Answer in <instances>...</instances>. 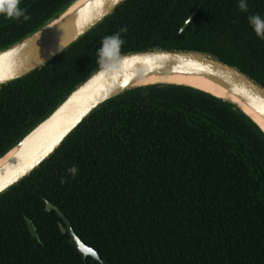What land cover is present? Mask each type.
I'll return each mask as SVG.
<instances>
[{
  "label": "trees",
  "instance_id": "16d2710c",
  "mask_svg": "<svg viewBox=\"0 0 264 264\" xmlns=\"http://www.w3.org/2000/svg\"><path fill=\"white\" fill-rule=\"evenodd\" d=\"M72 2L21 0L31 19L0 16V50ZM248 4L242 13L237 0H127L61 56L0 88V157L100 69L101 40L121 28V55L200 52L264 87V40L246 18L264 16V0ZM162 86L106 102L0 196V264H98L81 258L44 200L110 264H264L263 133L222 100ZM73 165L75 178L66 171Z\"/></svg>",
  "mask_w": 264,
  "mask_h": 264
},
{
  "label": "water",
  "instance_id": "95a60500",
  "mask_svg": "<svg viewBox=\"0 0 264 264\" xmlns=\"http://www.w3.org/2000/svg\"><path fill=\"white\" fill-rule=\"evenodd\" d=\"M126 1L88 0L58 23L48 27L72 2L37 31L0 50V88L25 78L61 56ZM197 11L198 9L194 10L185 21L181 32L189 26ZM122 57L119 63L110 68L96 70L77 85L45 118L0 157L1 159L16 148L12 157L0 167V188L3 189L0 196L36 171L84 120L106 102L137 89L167 87L138 85L141 80L151 76H202L225 89L229 95L264 120V87L237 68L213 56L195 51L159 49L128 53ZM209 95L232 105L264 135L261 125L238 105ZM44 205L46 212L57 213L62 221L59 224L61 233L68 235L69 243L84 261L89 258L93 263L110 264L77 237L69 220L56 206L47 200H44ZM26 223L30 234L38 238L35 226L29 219H26Z\"/></svg>",
  "mask_w": 264,
  "mask_h": 264
},
{
  "label": "clouds",
  "instance_id": "9594fccd",
  "mask_svg": "<svg viewBox=\"0 0 264 264\" xmlns=\"http://www.w3.org/2000/svg\"><path fill=\"white\" fill-rule=\"evenodd\" d=\"M21 0H0V16L5 19L27 22L31 19L25 8L20 7ZM237 7L240 12L248 13L249 4L248 0H237ZM247 21L256 37L260 40H264V16L259 13H253L248 15ZM126 29L121 28L117 32L106 35L100 42V47L96 50L97 65L99 68H110L114 64L119 63L122 60L121 49L125 44V41L121 33ZM68 175L75 178L79 172L77 166L73 165L67 170ZM64 178L61 179V183H64Z\"/></svg>",
  "mask_w": 264,
  "mask_h": 264
},
{
  "label": "bare ground",
  "instance_id": "6f19581e",
  "mask_svg": "<svg viewBox=\"0 0 264 264\" xmlns=\"http://www.w3.org/2000/svg\"><path fill=\"white\" fill-rule=\"evenodd\" d=\"M88 0H75L67 9L65 12H63L60 17L54 21H52L48 27L58 23L60 20H62L64 17L72 13L74 10L79 8L81 5L86 3ZM139 86H151V85H169V86H185L189 88H194L197 90H201L203 92L212 94L218 98L225 99L227 101H230L236 105H238L240 108H242L248 115H250L254 120H256L261 127L264 130V120L261 119L259 116H257L253 111L243 106L236 98L229 95L225 89L222 87L214 84L210 80L202 77V76H185V75H169V76H151L148 79L141 80L138 83ZM16 151V148L12 149L9 153H7L4 157L0 159V167L3 166L14 154Z\"/></svg>",
  "mask_w": 264,
  "mask_h": 264
},
{
  "label": "snow or ice",
  "instance_id": "6c2138e0",
  "mask_svg": "<svg viewBox=\"0 0 264 264\" xmlns=\"http://www.w3.org/2000/svg\"><path fill=\"white\" fill-rule=\"evenodd\" d=\"M0 191H3V189H2V188H0Z\"/></svg>",
  "mask_w": 264,
  "mask_h": 264
}]
</instances>
